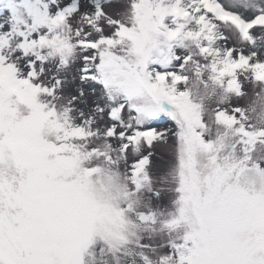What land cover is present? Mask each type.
Returning a JSON list of instances; mask_svg holds the SVG:
<instances>
[{
	"label": "snow or ice",
	"instance_id": "obj_1",
	"mask_svg": "<svg viewBox=\"0 0 264 264\" xmlns=\"http://www.w3.org/2000/svg\"><path fill=\"white\" fill-rule=\"evenodd\" d=\"M214 21L251 48L264 0H0V264H264V127L237 76L264 60L210 47ZM209 81L228 95L206 111Z\"/></svg>",
	"mask_w": 264,
	"mask_h": 264
},
{
	"label": "rangeland",
	"instance_id": "obj_2",
	"mask_svg": "<svg viewBox=\"0 0 264 264\" xmlns=\"http://www.w3.org/2000/svg\"><path fill=\"white\" fill-rule=\"evenodd\" d=\"M226 3L229 6H233L236 3V0H226ZM227 6V4H226ZM116 8L121 7V5H115ZM215 23V32L214 35L216 37L215 41L210 44L212 48H220L221 51L227 46H234L237 51H251L256 50L261 53L260 59L264 60V36L257 40L256 44L250 48L249 44L241 41L239 33L237 29L229 23ZM188 27L192 30H196L197 26L195 24H189ZM224 37V39H221ZM189 46L195 51V46L192 42L188 41ZM218 59V57L216 58ZM212 60L209 57H205L201 61V63H211ZM74 65L72 69H69L68 72L63 73L62 75H66L69 77L71 81V77L76 76L77 79L74 82H70L66 88L65 92H72L79 86L78 73L75 69L78 67ZM256 76H264V68L257 69L254 72L252 71H240L237 73V76L241 77V82L244 85L246 95L240 101L242 106L244 107L245 115L247 116V120L244 121L245 125H252L254 128H262L264 127V82L259 80H254L253 75ZM209 72L205 71L204 78L207 79ZM189 86H191V81L189 82ZM227 87V79H225V88ZM91 88L86 86L85 93L88 100V105L90 106L93 103L95 97L91 95ZM211 94V95H209ZM228 94L219 86H214L211 81H209V86L207 90H205L204 86L201 84L198 88L193 89V99L200 100V97L203 96L204 99L202 103L204 104L205 110L207 111L209 108H212L216 105L217 100L221 96H227ZM103 101H101L102 103ZM88 111V108H85V112ZM103 122V121H102ZM169 121L167 119H159L154 122L153 126L160 127L168 124ZM156 154L152 159V167L150 169V174L153 177V185L154 189H159V184L163 179V174L166 173L172 163L171 156V144H159L155 149ZM171 180V176L168 177ZM142 198L145 201H148L151 198L152 207H163L167 203V195L162 193L159 199L151 197L150 192L142 193Z\"/></svg>",
	"mask_w": 264,
	"mask_h": 264
},
{
	"label": "clouds",
	"instance_id": "obj_3",
	"mask_svg": "<svg viewBox=\"0 0 264 264\" xmlns=\"http://www.w3.org/2000/svg\"><path fill=\"white\" fill-rule=\"evenodd\" d=\"M169 172H170V168L166 173L163 174V179L161 180V182L159 184L160 188H167V187L171 186L172 182L170 179H168V177L170 176Z\"/></svg>",
	"mask_w": 264,
	"mask_h": 264
}]
</instances>
